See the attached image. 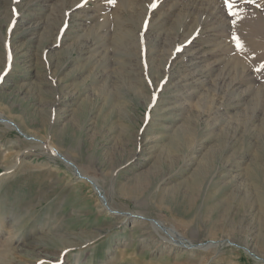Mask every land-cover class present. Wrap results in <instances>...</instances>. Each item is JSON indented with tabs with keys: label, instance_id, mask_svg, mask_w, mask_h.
<instances>
[{
	"label": "rangeland",
	"instance_id": "1",
	"mask_svg": "<svg viewBox=\"0 0 264 264\" xmlns=\"http://www.w3.org/2000/svg\"><path fill=\"white\" fill-rule=\"evenodd\" d=\"M45 1L0 0V72L15 67L19 75L0 79V264H107L110 246L116 247L105 233L88 240L91 219L74 224L61 198L50 212L61 215L53 230L34 208L35 175L50 158L19 125L32 117L50 121L53 103L67 94L73 99L59 136L69 141L87 125L100 149L91 143L84 170L102 185L111 186L97 167L111 172L135 155L139 141L146 149L125 171L127 180L110 187L119 204L134 211L138 196L163 208L154 217L188 239L191 228L200 243L227 239L204 255L160 250L153 242L125 252L120 246L124 264H264V0H235L236 17L224 0ZM19 15L26 21L12 35ZM234 37L252 42L255 52L238 49ZM50 41L62 44L44 50ZM187 75L200 81L186 90L178 85ZM181 90L188 94L181 97ZM10 109L24 119L9 123ZM183 131L172 153L169 143ZM164 175L172 184L162 199L151 197ZM74 225L85 235L70 236ZM57 236L83 244L62 256L59 243L49 241Z\"/></svg>",
	"mask_w": 264,
	"mask_h": 264
},
{
	"label": "bare ground",
	"instance_id": "2",
	"mask_svg": "<svg viewBox=\"0 0 264 264\" xmlns=\"http://www.w3.org/2000/svg\"><path fill=\"white\" fill-rule=\"evenodd\" d=\"M47 1H50V0H46L45 2ZM20 17H21L20 15L16 16L14 23L11 26L10 33L12 35L16 33L19 30V28L22 26L24 21H26V20L20 21L21 19ZM28 33H30L31 35L32 31ZM188 38L191 39L190 36ZM60 44H62L60 41L51 42L49 43L47 47L45 46L46 48L44 47V50L46 49V51H50ZM243 46H244L243 47L244 49H249L248 51H254L255 49L252 42L248 43L247 45H243ZM10 54L8 56V61L10 60L12 61L15 56V55H10ZM14 68L11 72L9 70L4 72V70L2 69V71L0 72V79H2L3 81V79L6 76H8L9 73H12L11 75L15 74V76H17L18 74L14 73ZM198 78H199V75H198ZM198 78L197 76L196 77L194 76L193 78H188V75L186 77L184 76L183 81L181 80L184 84L183 85L180 84L181 86L180 85L178 86L184 87V88L187 86L193 87L195 84H197V81L199 80ZM194 90L196 91V88H194ZM196 92L198 93V91ZM20 93L22 92H18V94ZM181 94H182L181 97H184L188 93H186V91L185 92L182 91L180 95ZM189 94L191 95V97L194 96L192 98L189 97L190 99L196 98L195 92L189 93ZM59 98L60 99L56 100L53 103V106L50 109V112L52 115L51 119L54 116V119L52 121L50 119V121L47 120V122H44L39 117H32V118H25L23 127H21L18 124L20 129L22 130L25 129V131H27L25 133L21 130L26 135V138L31 137V139L36 144V146L40 150L41 149L44 150L50 158L49 159L50 161H48V163H45L44 165L40 164L41 166H39V170L37 171L35 175L37 178V190L35 193V199H34L35 201L33 204H34L35 210L42 209V213L46 214L47 216L46 222L49 228H51V230L55 229L56 227L57 228L60 227L61 220L59 219V216L61 215L53 216L51 215L52 213L50 214V212L53 210L55 199L61 198L62 200L60 201L61 203L59 206L60 207L62 206L63 208H65V213H66L65 217L66 216L72 217L70 220L74 224L77 225L80 222H87L89 219H91L90 226H95V227L93 228L94 231L91 232V234L89 233L90 237L88 240H91V239L97 240L99 239V236L105 233V235L111 239L110 244H116L115 248L113 246H110L109 248V251H108L109 256L107 259V264H124V262L119 259V254L121 253L120 250H118L119 247L122 246L125 252L126 250L129 251V249L135 248L137 243L143 246V245L148 244L149 242H153L154 243L153 245H155V247H158V249L160 250L166 251L167 249H169L171 252L172 250H180V252H183V251L188 252V253L190 252L191 255H196V254L204 255V253L209 252L211 248L221 247L225 245L227 239L214 240L213 237L207 242L200 243L199 241L201 237L197 236V233L192 228L190 229V234L193 235L192 239H188L182 233L180 228H176L174 226L169 227L166 224H164L162 221H159L158 218L154 217L157 214L156 211L162 213L164 212V210L160 206L153 207V205L149 203V200L145 198H144L145 199L144 201L138 198V196L134 198V200L137 202L135 205L136 210L134 211H131L128 208H126V206L124 207L121 204H119L116 201L115 195L111 194L112 190L110 191V187H113L115 189L117 186L122 185L127 180V178H124V175L125 173H128V172H125V171H128V170L132 171L134 169L135 161L138 159L139 155L141 156L146 155V149L142 150L141 144H140L141 142L139 141L138 143H136L137 150H136L135 155L133 154L134 156H132L131 158L116 165L111 170V172H106L105 170H101L99 167H97L96 168L97 170H99L101 173H105V176H107L108 178L109 185L111 186L108 188L104 184L102 185L101 182L98 181V179H96L93 175L86 173L84 170L85 166H87L86 164L87 157H89L90 155L89 147L91 146V143H92V148L94 150H99L100 141L95 140V139H90L88 137V135L86 134V131H89V129L87 128V125H85L82 128L81 132L76 137H72L69 141H66L61 136H59L66 131V124H63L64 115H62V113L65 111L69 103L72 101L73 97H70L67 94V95H64V99H61V97ZM61 109H62V112H61ZM13 112H15V110L10 109L7 111L6 115H7V118L10 120V121L8 120L7 121L9 123H12L11 121H16V123L17 122L20 123V121L24 119V117L20 116L18 118H14L12 116ZM0 115L5 116L1 108H0ZM9 129L13 130L14 128L13 126H10ZM31 130H34L36 133L34 134L33 132H31ZM184 135H185V131L180 132L179 135H176L175 138L170 141L169 145H170V150L172 151V153H176L177 145L179 144L181 139L184 138ZM27 155H29L28 152L21 153V156H27ZM59 160H61L62 163L64 162L63 164L65 165V168L60 167L59 162H58ZM16 165L17 163L13 165L10 168V170H14ZM55 167L57 168L55 169ZM92 169H94V172L96 171L94 167L90 168V170ZM50 174H54L55 176L50 175ZM138 176L139 174L136 175L135 178H137ZM170 180L172 179L166 178L164 175L159 180V182L154 185L153 190H149L151 197L162 199L164 195L166 194L168 187L172 184ZM141 191L142 189L139 187L134 188L133 190L134 194L136 195H139ZM94 200H95V203L92 202ZM70 209H71V212H70ZM86 211L87 212L89 211L91 214H94V217H91V218L87 217L85 213ZM43 218L41 217L40 219L43 220ZM170 218L172 219L173 223H175V225L177 223H181V224H185L188 227L190 226V223H186L177 218L175 219L173 217H170ZM41 220H39L40 225L38 226L40 227V230L44 229L45 227L43 225L44 223H42L43 221ZM72 222H69V223H72ZM128 222H131L132 227L128 228V226L126 225ZM65 229H68V228H65ZM131 229H135V230H131ZM69 231L72 232L70 236H73L74 238H80L83 236V234L85 235V233L77 232L75 225L73 228L71 227ZM53 235H55V233ZM49 241H53L54 243L55 242L59 243L58 246L61 247L62 256L65 255L67 252H69L70 249L81 246L83 244L81 242L73 241L71 238L63 239L59 236L54 237V238L51 237L49 238ZM242 242L245 245H249V242H247V240H243ZM39 244H43V240L40 239ZM124 252H122V254ZM104 262H106V260H104ZM103 264H106V263H103Z\"/></svg>",
	"mask_w": 264,
	"mask_h": 264
},
{
	"label": "snow or ice",
	"instance_id": "3",
	"mask_svg": "<svg viewBox=\"0 0 264 264\" xmlns=\"http://www.w3.org/2000/svg\"><path fill=\"white\" fill-rule=\"evenodd\" d=\"M111 2L115 3V0H111ZM224 2L228 8L229 15L234 16V17L239 16V13L234 11L235 0H224ZM248 2H255V0H248ZM152 6L155 7V5H152ZM233 23H235V21H233ZM234 41L238 49H243L244 46H243V43L240 41L239 37H234Z\"/></svg>",
	"mask_w": 264,
	"mask_h": 264
}]
</instances>
